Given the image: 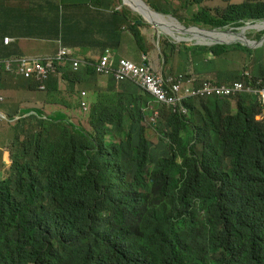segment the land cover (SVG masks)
Listing matches in <instances>:
<instances>
[{"label": "trees", "instance_id": "obj_1", "mask_svg": "<svg viewBox=\"0 0 264 264\" xmlns=\"http://www.w3.org/2000/svg\"><path fill=\"white\" fill-rule=\"evenodd\" d=\"M238 9L237 5L230 6L224 20L199 15L196 21L224 26L230 18L264 15L254 5H246L236 13ZM63 79L70 81L67 75ZM49 94L57 98L62 92L52 84ZM246 100L253 101L243 95L238 101L242 108ZM130 111L134 117L142 114L135 101ZM114 115L103 106L94 118L98 122ZM250 117L246 111L234 116L221 132L220 147L205 157L201 165L187 167L171 191H160L158 203L147 206L139 197L140 177L128 174L131 163L137 160L145 166L148 162L140 129L128 117L118 116L117 127L130 122V130L122 133L127 134L126 138L132 132L138 137L139 144L130 145L132 160L122 159L113 144L100 162L89 169L86 154L93 142L86 150L84 142H79L78 157L67 165L69 161L56 154L66 141L42 150L34 142L28 125H17L13 148L27 158L47 162V175H26L22 180L27 187L23 199H15L14 187L6 180L0 181V264H29L57 237L70 243L67 249L72 247L82 264H234L240 254L250 264H264V126L249 122ZM47 123L53 125L52 121ZM96 131L97 135H104L103 129L96 127ZM180 135L186 140L189 132L182 131ZM221 151L234 155L223 171L216 169ZM173 164L154 167L149 175L155 187L161 184L164 172L171 176ZM213 176L217 180L212 181ZM97 180L106 185L104 198L87 205ZM125 180L129 200L123 202V209L112 213L117 203L113 192ZM218 182L220 189L215 187ZM112 203L115 204L111 206ZM192 212L204 214V219L199 223L194 218L185 222ZM130 216L132 220L128 221ZM72 222L81 223L82 227L68 236L66 225ZM227 225L235 233L232 240L225 238ZM119 237L122 240L116 247L113 241Z\"/></svg>", "mask_w": 264, "mask_h": 264}, {"label": "clouds", "instance_id": "obj_2", "mask_svg": "<svg viewBox=\"0 0 264 264\" xmlns=\"http://www.w3.org/2000/svg\"><path fill=\"white\" fill-rule=\"evenodd\" d=\"M120 1L135 14L136 19L131 21L134 22V26L130 27L137 47L144 53L147 49V41L139 27L147 28L151 53L153 43L149 39V30L153 28L158 31L156 55L160 56L161 62L156 64L152 57L151 64L148 58L143 56V63L137 64L117 56L113 49H106L96 59L83 61L80 58L79 48L68 42L65 37L51 40L45 50H35L28 44L20 42L19 45L23 51L21 56L0 60V129L9 126L14 130L20 122H24L31 130V122L35 119H40L43 123L47 121L57 123L70 118L61 112L47 115L45 111L39 110L33 111L30 116L19 115V119L14 121L15 118L5 110V107L9 106L11 94L20 98L19 79H25L30 89L45 94L43 101H40L42 106L47 99H53L49 94L52 84L60 81L67 82L63 79L64 75L70 79L68 84L81 82L86 78L95 79L96 75L108 78L105 88L95 89L93 102L89 101V94L86 91L79 92L80 115L78 117L87 119L90 128L95 132L93 147L89 149V154H86L88 169L100 162L103 153L109 151L110 146L116 144V140L126 139L127 134L122 132L129 131L131 123L128 122L125 127H117V117L120 115L128 117L139 127V137L143 141L146 158L153 168L167 162H173L185 169L189 166L201 165L205 157L220 147L221 132L234 116H237L235 110L236 107H241L238 101L243 95L253 99V101L246 100L244 108L241 107L246 111L247 116H251L249 122L264 126V79L258 77L259 79L251 80L246 76L232 83H224L226 81L220 80L221 77L229 74L225 66H222V63H225L224 55L229 51H241L248 44L218 42L208 46L191 41L177 42L175 36L162 32L165 27L162 22L148 21L142 14L131 8L126 0ZM139 1L157 16L176 21L183 30L198 28L209 32L238 33L241 28H244V19L250 21V24H255L264 17V15L245 16L237 20L232 19L224 26H216L196 21L199 15L214 18L196 9L198 13L193 15L195 24L187 26L183 20L189 18V12L185 13L180 0H157L162 2L161 10L154 7L150 0ZM3 8L4 6L0 5V19ZM202 26L211 27L212 30ZM174 32L179 30L174 28ZM12 42L14 39L10 36L3 38L4 44L10 45ZM164 44L170 45L168 52H165ZM171 54L183 56L192 66V71L171 73L169 67ZM160 66L166 68L167 74L159 71ZM210 75L213 77L209 78ZM6 79L11 81L3 86ZM58 89L60 90L59 87ZM59 96H57L58 99ZM133 101L135 106L142 110L140 117H134L130 111ZM103 106L115 115L109 120L97 122L94 115ZM32 115L34 116L31 117ZM93 119L96 127L104 130L102 137L97 135ZM149 131L153 132L156 140L150 137ZM182 131L189 132L186 140L181 138ZM7 150H11V159L8 156L6 164L10 167L4 175H15L11 171L24 155L20 150L13 148V143ZM221 153L224 152L221 151ZM215 180L217 178L212 181ZM217 184L220 185L219 182ZM66 226V234L71 236L74 231L82 227V224L72 222ZM234 235L231 226L227 225L225 238L232 240ZM62 238L57 237L47 243L43 254L35 257L29 264H82L77 252L72 250V247L67 249L66 246L70 243ZM234 264H250V262L240 254L236 256Z\"/></svg>", "mask_w": 264, "mask_h": 264}, {"label": "crops", "instance_id": "obj_3", "mask_svg": "<svg viewBox=\"0 0 264 264\" xmlns=\"http://www.w3.org/2000/svg\"><path fill=\"white\" fill-rule=\"evenodd\" d=\"M150 2L157 9H162L161 1ZM0 5L4 6L0 23V60L21 56L20 42L35 50H45L51 40L65 37L79 48L83 61H91L100 57L106 49H113L117 56L137 64L143 63V56L151 63L147 28L139 27L147 41L144 53L137 47L130 27L134 26L131 21L136 19L135 14L120 0H0ZM5 36L12 37L14 42L4 44ZM169 48L170 45L164 44L165 52ZM173 57L171 54L169 63ZM159 71L167 74L164 66H160ZM107 80L96 75L95 79L86 78L71 84L57 82L54 85L62 92L60 102L58 98L47 99L41 110L47 115L61 112L70 117L79 116V92L86 91L89 101L93 102L95 89L105 88ZM19 84L20 98L11 94L9 109L18 110L21 105L31 108L34 103L43 101L45 94L30 89L25 79H19ZM8 156L11 159V150L0 144V175H4L10 167L6 164Z\"/></svg>", "mask_w": 264, "mask_h": 264}, {"label": "rangeland", "instance_id": "obj_4", "mask_svg": "<svg viewBox=\"0 0 264 264\" xmlns=\"http://www.w3.org/2000/svg\"><path fill=\"white\" fill-rule=\"evenodd\" d=\"M180 2L183 9L185 10V13L189 12V18L184 20L182 19L184 23H187V26L195 24L193 21V15L194 13H198L196 9H199L202 14H208L214 17L216 20H224L226 18L228 8L233 4L239 6V9L236 11V13L239 10H244L246 5L251 4L256 5L258 9L264 13V0H180ZM230 21H232L231 18ZM243 22V27L259 25L264 23V17L255 24H250V21L247 19H244ZM202 27L206 28L207 30H212L211 27ZM261 34L263 35L260 37L259 35ZM247 38L253 40L254 44L248 45L241 51H229L224 55L225 63H222V66H225L227 72L229 73L220 78V80L226 81L224 83H232L234 81H238L239 79H243L246 76L251 80L259 79L258 77H262L264 79V30H250L247 33ZM149 39L153 43V60L156 64H159L161 62V58L160 56L156 55V51L158 49V31L150 28ZM219 66H221L220 63ZM169 67L171 73L192 71V66L190 63H188L181 55H175L172 58ZM212 77L213 75L209 76V78ZM215 80L217 81V79ZM10 81V79H6L3 86H6ZM196 105L199 106L198 103H196ZM5 110L8 114L12 115L11 117L15 118L14 121H17L19 119V115L22 116L26 114V116H30L33 111L37 112L41 110V104L34 103L33 107L31 108L21 105L19 110L5 107ZM243 111L244 110L238 106L236 107L235 113L236 115H240ZM33 116L34 115L31 117ZM52 122L53 125H50L47 122L43 123V121L40 119H35L32 121L31 131L33 133V140L37 145H40V149L42 150H45L47 146H51L52 148L58 147L63 141H66L67 143L63 149L58 150L56 154L68 160V165L72 162V159L78 157L80 152V149L77 148L78 143L84 142L83 150H86L93 142L95 132L90 128L87 119L79 118L78 116L63 119L57 123L54 121ZM20 125L22 128L26 127L24 122H20ZM149 135L153 140H156L153 132L149 131ZM15 137L16 134L11 127L6 126L0 129V144L3 145L6 150L11 148ZM134 144L138 145L139 141L137 135L132 132L131 135L126 139L116 140L115 152L119 153L122 159L132 160L133 151L130 149V145ZM233 159V154L221 153L216 161V169L221 171L225 170ZM130 168L131 170L128 174H133V176L138 175L142 181L138 192L139 197H141L143 200V206L157 204L159 192L171 191L174 188L175 183L183 176L184 172L186 171L185 168L180 167L177 164H173L170 169L171 176H166V172H164V177L161 181V184L158 187H155L149 175L153 174L155 168H153V166H151L148 162H146L145 166H142L136 160L130 164ZM46 170L47 162L32 160L31 158L23 156L20 162L17 163L16 167H14V169L11 171V173L15 175H1L0 179L1 181L6 180L14 187L15 199H23L26 196L27 187L22 184V180L25 179L26 175H47ZM62 170L65 171L66 167H64ZM69 172L72 174L75 173L74 170H69ZM93 176L98 177V174H93ZM213 177L216 179L215 176ZM126 185L127 180H125L123 184L118 185V187H116L114 190L113 195L116 197L117 203L115 205V209L111 211L112 213H117L118 208L121 207L123 202L129 200L125 188ZM105 188L106 185L102 183V181L97 180L96 185L89 194L87 205H93L96 202L103 200ZM216 188L220 189L221 186L217 184ZM114 204L115 203H112L111 206ZM5 208H7V206H5ZM121 209L123 208L121 207ZM191 218H194V221L199 223L204 219V214L192 212L190 219H187L189 221L185 222H190ZM129 220H132V216H130L128 221ZM113 227L109 231H112ZM121 240V237L115 239L113 241L114 246L117 247Z\"/></svg>", "mask_w": 264, "mask_h": 264}, {"label": "bare ground", "instance_id": "obj_5", "mask_svg": "<svg viewBox=\"0 0 264 264\" xmlns=\"http://www.w3.org/2000/svg\"><path fill=\"white\" fill-rule=\"evenodd\" d=\"M127 4L133 8L135 11L139 12L148 21H160L164 24V29L162 32H167L177 38V42L181 41H191L202 45H213L218 42H243L248 45H253V40L247 38V33L250 30L261 31L264 30V23L256 26H248L241 28L238 33L233 32H221V31H204L198 28H191L188 30H183V28L174 20L166 19L164 17H159L153 13L146 5L141 3L139 0H126ZM174 28L178 29L179 32H174Z\"/></svg>", "mask_w": 264, "mask_h": 264}]
</instances>
